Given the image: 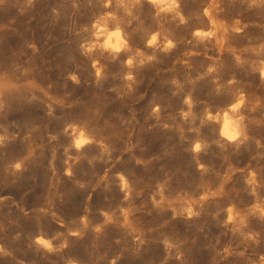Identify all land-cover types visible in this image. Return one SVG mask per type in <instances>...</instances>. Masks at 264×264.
<instances>
[{"label":"rangeland","instance_id":"374dc122","mask_svg":"<svg viewBox=\"0 0 264 264\" xmlns=\"http://www.w3.org/2000/svg\"><path fill=\"white\" fill-rule=\"evenodd\" d=\"M199 1L181 0L189 22L177 25L185 36L207 26L201 15L207 1ZM230 2H222L220 18L231 23L240 17L249 25L232 44L253 46L264 38V10ZM139 7L134 14L143 9L148 18L140 27L138 20L123 24L125 37L129 43L135 36L139 51L155 59L140 65L137 58L129 68L125 61L137 51L124 59L85 51L95 41L93 22L114 11V3L105 9L101 0H0V264H264L260 74L248 95H258L253 103L261 100H249L255 107L243 104L249 141L227 144L219 136L221 121L208 119L222 117L233 96L230 78L208 71L232 62L227 44L220 50L213 41L198 51L180 32L156 30L158 51H150L144 47L155 9L147 0ZM165 36L176 42L169 52L161 48ZM129 73L133 80L125 79ZM69 124L103 140L108 157L95 147L91 156L80 155L65 132ZM20 162L19 171L11 170ZM251 173L255 184L248 183ZM121 174L134 194L122 190ZM230 207L247 226L236 216L228 221ZM38 238L50 241L52 250Z\"/></svg>","mask_w":264,"mask_h":264},{"label":"clouds","instance_id":"9594fccd","mask_svg":"<svg viewBox=\"0 0 264 264\" xmlns=\"http://www.w3.org/2000/svg\"><path fill=\"white\" fill-rule=\"evenodd\" d=\"M149 4H151L156 9V17L159 18L163 15L164 18L171 16L173 20H178L180 25L188 24V17L185 16L184 12L181 10V0H147ZM233 3L236 0H232ZM241 4H246L247 9L252 11L256 10H264V0H239ZM101 3L105 9L112 8L113 3L115 4L114 11H106L102 15L98 16L97 19L92 24L93 36L95 37V41L88 46H85L86 53L90 54L93 51L99 49L101 54L110 53L113 54L115 58L116 54H119L122 51L128 50L129 43L127 38L125 37L123 24L127 23L131 25L133 20H138L139 16L134 15V10L142 5L143 0H101ZM221 0H207V6L203 8L202 17L207 20L206 27H197L193 32L192 36L199 43H204L205 41H215V44L218 46L220 50L224 49L225 44L229 38V34L240 35L245 32V30L249 27L248 24L244 23L239 17L234 18L231 23L227 22L224 19L220 18L221 9ZM121 10L124 13V16L121 17L119 13ZM131 19H126V18ZM111 25V27H109ZM85 31H88V28H85ZM160 32H154L148 40V47H159L158 40L160 38ZM166 43L163 46L164 52H169L173 48L176 47V42L168 39L165 36ZM235 57V60L239 66H243L245 64H249L253 73L259 72L261 80L264 81V59L250 60L243 58V53H251L257 57L264 56V42H261L254 46H245L243 49H240V54H237V50L233 48H229ZM137 58L139 59V64L143 65L145 60L151 61L155 59L154 56H144V53L137 50L135 56H130L126 61V65L129 68H132L134 64L137 62ZM99 61H95L93 67H97ZM209 72H214L216 69L214 67L209 68ZM97 75H100V69H97ZM72 80L79 83L76 76L71 77ZM126 80H133L134 77L131 73H129L126 77ZM230 84L235 83V80L229 81ZM131 88V85H129ZM4 92L5 88L0 87V108L4 106ZM185 103L191 107V99H186ZM244 103V95L240 94L237 102L234 105H230L228 110L221 115L218 113L213 116L211 114L208 115L209 120L213 121H223L221 126L220 135L225 138L229 142H237L243 144L244 141L248 139L244 128H243V120L244 117L242 115H236L239 112V109L243 107ZM155 111H159L157 108ZM51 114V113H50ZM185 118L191 115L190 112L183 114ZM71 132V147L75 148L77 151L85 148L86 145L97 143L99 144L104 152H108V146L104 143L103 140H96L95 137L89 132L86 127H83L79 124H69L65 128V132ZM56 139V137H52ZM5 138L0 136V142H2ZM223 146V145H222ZM239 147V144L237 145ZM202 148V145L198 142L194 146V151L199 152ZM17 171H19L22 167L21 163H17L13 166ZM203 168V166H201ZM68 175H71V170H68ZM250 179L248 180L249 184H255V173L250 174ZM120 180L123 183V188L128 189L129 185L125 177L121 174ZM83 187V185H81ZM127 199V196L125 197ZM259 207V205H257ZM189 215H194L191 209H187ZM229 211V222L234 219L232 215L233 209L230 207ZM262 214H264V210H262ZM38 243L44 245L49 250H52V245L50 241H47L43 238L38 239ZM264 259V258H262Z\"/></svg>","mask_w":264,"mask_h":264},{"label":"bare ground","instance_id":"6f19581e","mask_svg":"<svg viewBox=\"0 0 264 264\" xmlns=\"http://www.w3.org/2000/svg\"><path fill=\"white\" fill-rule=\"evenodd\" d=\"M201 1V0H200ZM198 2V3H201V2ZM207 1V0H206ZM224 0H221V4H223L222 2H223ZM229 1V0H228ZM204 3H207V2H204ZM230 3H233V2H230ZM225 5L227 4V2L226 3H224ZM151 5V4H150ZM200 5V6H199ZM199 5H197L196 7L198 8V6H199V8L201 7V5H203V4H199ZM152 6V5H151ZM228 6L229 5H227V7L225 8L224 7V9H229L228 8ZM234 7V6H233ZM140 7H138V9H139ZM137 9V10H138ZM152 9H155L153 6H152ZM196 9V8H195ZM221 9H222V5H221ZM200 10V9H199ZM140 11V10H139ZM198 11V10H197ZM241 11V10H240ZM155 13H156V9H155V11H154ZM223 12V11H222ZM224 12L226 13V11L224 10ZM235 12V11H234ZM237 12V11H236ZM197 13V12H196ZM242 13V12H241ZM240 13V14H241ZM262 13H263V10H262ZM139 14V13H138ZM148 15L147 13H144L143 12V9H142V11H140V14H139V19H138V21H142V20H144V18H148V16H146V15ZM195 14V13H194ZM220 14H221V12H220ZM227 14V13H226ZM243 14V13H242ZM135 15V14H134ZM198 15V14H197ZM223 15V14H222ZM222 15H221V17H222ZM228 15V14H227ZM231 15V14H230ZM237 15V14H236ZM196 16V15H195ZM201 16V15H200ZM232 16V15H231ZM238 16H240V15H238ZM233 17V16H232ZM244 17V16H243ZM228 18V17H227ZM240 18V17H239ZM126 19H129V18H126ZM203 19V18H202ZM150 20H151V30L153 31V33H154V31H156V30H158V31H161V32H172V31H174V32H180L181 33V29L183 28H181V27H179V25H177V22H178V20H173L172 19V17L171 16H168L167 18H164L163 17V15L161 16V17H159V18H157L156 17V15L154 14V13H152V15H150ZM189 20V19H188ZM201 20V19H200ZM136 22V23H139V24H136L135 22V24L134 25H140V23H141V21L140 22ZM207 21V20H206ZM246 21V20H245ZM192 22V21H191ZM190 22V23H191ZM194 22V21H193ZM202 22H203V20H202ZM230 22V21H229ZM143 23V22H142ZM148 23V22H147ZM146 23V24H147ZM150 23V22H149ZM132 24V23H131ZM192 24V23H191ZM190 24V25H191ZM198 24V23H197ZM197 24H195V26L197 25ZM201 24V23H200ZM125 25H126V23H125ZM147 25H149V24H147ZM188 25V24H187ZM189 25V26H190ZM199 25V24H198ZM129 26H131V25H129ZM193 26L194 25H192V30H193ZM132 27V26H131ZM140 27V26H139ZM138 27V28H139ZM143 27V26H142ZM187 27V26H186ZM185 26H184V28L185 29H187ZM133 28H134V26H133ZM136 28H137V26H136ZM148 28V27H147ZM189 28H191V27H189ZM131 29V28H130ZM247 30V29H246ZM131 31V30H130ZM147 31V30H146ZM148 31H149V29H148ZM184 31H186V30H184ZM188 31V30H187ZM194 31V30H193ZM249 32H251V31H249ZM131 33H132V31H131ZM151 33V32H150ZM180 33H179V36H180ZM264 33V32H263ZM148 34H149V32H148ZM165 34V33H164ZM170 34V33H169ZM182 34V37H180V38H191V39H189V41H190V43L193 45V47L194 48H196L198 51H200V50H206L209 46H210V44L211 43H213V41H211V42H209V41H205L204 43H199V42H197V40L196 39H194L193 38V36H192V34L191 35H187V36H185V34H187V32L186 33H181ZM152 35V34H151ZM168 35V34H167ZM144 36V35H143ZM248 37H249V35H247ZM247 36H246V38H247ZM260 36V35H259ZM135 37V36H134ZM134 37L133 38H130L129 39V48H130V51H128V50H125V51H122V52H120L118 55H119V57L121 58V59H124V58H126V57H128L129 55H131L132 53H134L135 51H137V50H140V46L138 45V44H136L137 42L135 41V39H134ZM137 37H138V34H137ZM176 37H177V35H176ZM256 37V36H255ZM144 38V37H143ZM142 38V39H143ZM178 38V37H177ZM236 38H242V35H236V34H232V33H230L229 34V38H228V40H227V47H228V49L229 48H233V49H236L237 50V54H240V52H239V50L240 49H242L241 48V46L240 45H237L236 43H234V44H232L233 42H235V39ZM245 38V37H244ZM250 38V37H249ZM252 38H254V37H252ZM139 39V38H138ZM142 39L141 40H139V41H142ZM144 40H146V39H144ZM138 41V42H139ZM136 42V43H135ZM146 43V46L144 47V48H147L148 50H150V51H154V52H156V51H158V47H148V40L147 41H145ZM237 42V41H236ZM261 42H264V38H257V39H255L254 41H253V46L254 45H257V44H259V43H261ZM141 43V42H140ZM184 43V42H183ZM159 44V43H158ZM181 45H183V44H181ZM190 45V44H189ZM187 46H188V44H187ZM161 48H163L162 46H161ZM187 48V47H186ZM185 48V49H186ZM182 49H184V48H182ZM160 50V49H159ZM145 51V50H144ZM142 52H143V50H142ZM146 52L148 53L149 51H147L146 50ZM176 52H178V51H176ZM175 52V54H177ZM228 52H229V54L232 56V62L229 64V65H225V64H221L219 67H217V70H216V72L219 74V75H221L223 78H230V80L232 81V80H235V83H232V84H229V88L230 89H232V92H233V96H231V98H230V101H229V106L230 105H234L236 102H237V99L239 98V96H240V94L241 93H243V95H244V103L245 102H248L249 100H253L252 99V95H253V93H252V95L250 96V95H248L249 93H250V88L249 87H251V89L255 86L254 84V86L252 85V83L253 82H255V80H257V72H255V73H253L252 72V70H251V67H250V65L249 64H245V65H243V66H239L238 64H237V62H236V60H235V57H234V55H233V53L231 52V51H229L228 50ZM145 53V52H144ZM149 54V53H148ZM147 54V55H148ZM174 54V55H175ZM180 54V53H179ZM178 54V55H179ZM150 55V54H149ZM243 58H246V59H250V60H259V59H264V56H261V57H257V56H255V55H253V54H251V53H243ZM100 69V72L102 71V68H99ZM261 78V77H260ZM261 83H263L264 84V81H262L261 80ZM259 86V85H258ZM257 86V87H258ZM262 86V85H261ZM264 86V85H263ZM254 89V88H253ZM253 89L251 90V91H253ZM258 89V88H257ZM262 89V88H261ZM256 91V90H255ZM259 93H261L260 91H259ZM254 94H256V93H254ZM253 97H254V95H253ZM257 98H258V95L256 96ZM256 97H254V98H256ZM248 100V101H247ZM255 100H257V99H255ZM259 100H261V99H259ZM259 100L258 101H255V103H253V101H252V104H256V102H259ZM251 101H249L250 102V105H251ZM248 102V103H249ZM243 103V104H244ZM248 103H246V104H248ZM258 104V103H257ZM251 106H253V105H251ZM256 106V105H255ZM255 106H253V107H255ZM243 108L244 107H241L240 109H239V112L236 114V115H242V116H244V114H245V112H244V110H243ZM257 108V107H256ZM244 109H246V108H244ZM228 110V109H227ZM226 110V111H227ZM255 110V109H254ZM225 111V112H226ZM251 112H253L252 111V108H251V110H250ZM249 111V112H250ZM257 111V110H256ZM222 123H223V121H222V119H221V122L219 123L220 124V127H219V136H220V138L222 139V140H224L227 144H230V145H241L240 143H239V141H237V142H229V141H227L225 138H223L221 135H220V133H221V126H222ZM243 128H244V131H245V133H246V135L248 136V133H247V131H246V127H245V125H244V123H243ZM248 140V139H247ZM246 140V141H247ZM246 141H244V142H246ZM249 141V140H248ZM251 141V140H250ZM8 143H9V141H8ZM105 143V142H104ZM247 144V143H246ZM243 145V144H242ZM251 145V144H250ZM6 146V145H5ZM246 146V145H245ZM4 147V146H3ZM11 147V146H10ZM15 147V146H14ZM93 147H95L94 149H96L97 151H99L100 152V155H98V156H101V155H104L105 156V154H106V156L108 155V153L107 152H104V150L102 149V147L99 145V144H97V143H93V144H89V145H86L85 146V148H83L82 150H79L78 152L80 153V155L81 154H83V153H85V154H91V150H92V148ZM96 147H98V148H96ZM247 147V146H246ZM11 149H13V148H11ZM10 149V150H11ZM0 150H1V148H0ZM5 150L6 149H4V152H5ZM108 150H109V147H108ZM111 150V149H110ZM16 150L14 149V151L12 150L11 152H13V153H15L16 154V152H15ZM113 151V150H112ZM99 152H97V153H99ZM109 152V151H108ZM7 153H9V151L7 150ZM94 153V152H93ZM109 154H112V153H109ZM11 155V154H10ZM20 155V154H19ZM80 155H79V157H80ZM88 155V156H89ZM93 155V154H92ZM95 155V154H94ZM93 155V156H94ZM118 155V154H117ZM4 156V155H3ZM6 156H9V154L8 155H6ZM13 156V155H12ZM11 156V157H12ZM84 156V155H83ZM91 156V155H90ZM95 156H97V155H95ZM14 157V156H13ZM102 157V156H101ZM108 157V156H107ZM110 157H114L115 158V156H110ZM119 157V156H118ZM4 158H5V156H4ZM3 158V159H4ZM23 158V157H22ZM86 158V157H85ZM91 158V157H90ZM99 158V157H98ZM7 159V158H6ZM16 161H17V155H16ZM19 159V158H18ZM75 159V158H74ZM89 159V158H88ZM94 159V158H93ZM9 160H10V158H9ZM11 160H13V159H11ZM21 160V159H20ZM78 160H82V159H78ZM114 160V159H113ZM85 161V160H84ZM86 161H88V163L89 162H94V161H90V160H87L86 159ZM5 162H7V163H12L11 161H6L5 160ZM14 162V161H13ZM21 163V162H20ZM79 163V162H78ZM78 163L76 164V165H78ZM16 164V163H15ZM104 164V163H103ZM111 164V163H110ZM8 165H11V164H8ZM13 165V164H12ZM91 165V164H90ZM14 166V165H13ZM13 166L12 167H10V168H12L11 170H13L14 168H13ZM98 166V165H97ZM97 166H95V167H97ZM101 166H102V164H101ZM106 166V165H105ZM9 167V166H8ZM91 168H93V167H91ZM106 168V167H105ZM117 168V167H116ZM116 168H114V169H116ZM119 168H120V166H119ZM118 168V169H119ZM10 170V171H11ZM16 170V169H15ZM15 170H13V171H15ZM95 170V169H94ZM105 170V169H104ZM92 171V170H91ZM97 171H102L101 169L100 170H97ZM95 173V172H94ZM80 177H78V179H79ZM84 179V178H83ZM121 187H122V190L123 191H125V193L127 194V195H129V194H134L135 193V190L134 189H132L130 186L128 187V189H124L123 188V183L121 184ZM254 189H257V187L255 188V185H253L252 186ZM259 189V188H258ZM256 192V191H255ZM259 194V193H258ZM258 196H260V194L258 195ZM257 198V197H256ZM260 202V201H259ZM257 206V205H256ZM258 212V211H257ZM228 213V212H227ZM259 213H260V210H259ZM258 213V214H259ZM229 214V213H228ZM237 214H240V213H238L237 212ZM232 215L234 216V218H235V216L237 217V219H236V221L237 222H240L241 221V223L239 224V225H242V224H247V223H249L248 222V220H246L245 219V217L244 216H242V214H241V217L240 216H237L236 215V212L235 211H233V213H232ZM244 217V218H243ZM259 218H261V219H264V214H262V212L260 213V217ZM228 221H229V219H228ZM261 221V220H260ZM264 222V221H263ZM234 225H236V224H234ZM247 226V225H246ZM247 228V227H246ZM39 239V238H38ZM38 239H37V241H38Z\"/></svg>","mask_w":264,"mask_h":264}]
</instances>
